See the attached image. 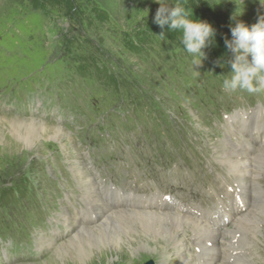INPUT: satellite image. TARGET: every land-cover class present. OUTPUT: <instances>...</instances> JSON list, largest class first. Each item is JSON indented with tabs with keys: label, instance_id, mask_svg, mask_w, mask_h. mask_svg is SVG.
Listing matches in <instances>:
<instances>
[{
	"label": "rangeland",
	"instance_id": "1",
	"mask_svg": "<svg viewBox=\"0 0 264 264\" xmlns=\"http://www.w3.org/2000/svg\"><path fill=\"white\" fill-rule=\"evenodd\" d=\"M162 2L169 7L172 5L170 0ZM214 2L227 13L234 24L243 23L251 28L264 18V0ZM159 7L155 0H0V96H6L0 98V104L13 103L7 96H13L16 102L23 104L29 97L37 99L44 90L52 91L53 88L61 92L63 85L68 83L67 78H72L75 74L82 77L81 81L75 80L76 84L82 83L91 88L98 79H107L112 70L126 74L125 77L128 78L131 76L132 93L130 95L129 91L125 98L121 97L119 94L125 93L126 90L119 82H112L113 87L120 93H111L110 99H106L104 103L100 102V108L95 112L87 101L82 102L84 93L73 88L64 93L61 103L57 97L52 101L46 100L53 105L41 112L34 108L30 110V114H23L0 106V117H17L27 121L35 119L34 121L43 125L61 130L60 135H63L58 137L51 133L40 137L39 143L42 147L37 151L25 152L20 148L17 150L19 146H16L9 121L0 119V183L21 182L30 173L34 182H31L29 188L35 185L41 194L39 202L37 196H31L30 201L35 205L45 199L48 204L53 202L54 199L50 200L48 197V192L51 194V191H55L58 198L60 195L66 196L58 212L53 211L45 215L48 224L42 226L38 224V217L35 212L33 214V207L29 202H25L24 208L17 204L11 208H1L4 213L3 221L0 222V233H19L18 236L22 240L29 242L23 241L22 247L15 254L8 252V247H12L9 240L13 238L0 239V260L2 259L4 264H50L55 248L68 238H73L83 228H96L107 217L122 213H107L105 220H101L96 227L77 226L73 230L63 225L65 205H72L73 211L82 208L86 211V207L92 203L91 197L95 195L88 190L91 177L99 178L100 183L95 186L96 189L111 186L114 181L118 189L130 188L139 200L150 194L163 193L178 199L183 198L187 203H190L189 197L193 196L197 203H202L203 206H213L215 187L219 194H224L226 189L234 185L237 171L229 172V159L244 153L240 148L233 147L232 142L228 140L231 136L230 128L221 117L226 115L225 109L239 111L246 108L251 116L254 109L264 108V98L260 97L264 92L250 94L252 100L248 101L243 97L244 93L248 96L247 92L232 93L221 88L223 83L220 82L213 85L206 77L208 72H217L220 75L218 78L221 79L224 75L227 77L232 69L219 68V63L206 48L202 49L206 57L203 62L206 64L194 68L191 63L193 57L182 55L180 50L184 47L178 45L176 39H150L149 53L142 58L131 54L130 35L144 33L151 19H155ZM143 11L148 12L147 18ZM123 46H126L127 50ZM166 50L175 51L176 67L180 71H170L172 62L169 57L173 56L168 55ZM204 69L208 70L207 73ZM186 76H190L189 79L193 78L195 82L202 77L200 88L214 96L209 107L202 106L198 109L194 100L177 97L168 91L172 88L178 93L179 89L186 91L190 88L191 82L185 79ZM139 88L147 92H143L147 98L142 102L143 107L153 104L152 107L162 110L161 114H171L172 119L174 116L179 117V120L184 118L181 120V126L184 128L183 138L184 141L189 138L192 151L187 150L184 141L163 151L162 140H167L159 137L161 132L151 130L143 140L137 136L134 129H127L121 124L119 115L110 116V112H107L110 118L105 121V113L110 109H118L123 115L128 113L127 109L137 101L139 95L134 92L140 91ZM106 89L110 90V85H106ZM217 89L221 91L215 92ZM252 103H257V106ZM132 113L140 124L144 122L141 112ZM63 114V117H68V129L61 121ZM214 120L217 121L211 125ZM157 122L162 126L167 124L161 118L157 119ZM100 123L103 124L101 131H104L106 138H99L97 126ZM91 128V141L99 143L98 147L101 142H108L102 153H96L92 158L89 157L87 149L80 145L82 141L77 137L79 129L85 132ZM233 140L238 142L235 138ZM239 142L251 154L244 155L247 164L244 166L247 169L250 167L251 172H258V162L251 159L256 157L264 160V149L256 147L255 136H245ZM54 168L65 171L58 180L62 189L54 184L46 185V171L51 172ZM209 178L215 183H207ZM243 195L245 210L240 214L243 222L234 221L224 227L216 247L227 249L228 254L227 257L216 259L213 264H264V172L247 183ZM72 199L74 202L71 204ZM134 204H137V201ZM135 209L136 207H131L125 212H134ZM162 213L164 216L171 215L169 205ZM6 223L13 227L12 230L5 227ZM221 227L223 228L222 223ZM186 228L184 232L174 231L169 237L158 235L157 239L163 250L155 254L141 252L134 255L123 246L125 253L110 254L108 258L100 261L97 259L94 264H108L116 258L119 260L116 264H145L149 260L158 264H185V258L190 261L194 259L196 264H211L210 252H206L203 247L214 248L213 242H207L210 236L201 238L195 231ZM32 233L33 242L26 236H31ZM49 235H54L55 240L52 237L51 245L45 246L48 248L46 250L45 247L39 246V240L41 236ZM20 238L14 239L21 242ZM182 241L184 247L177 245V242ZM35 250L39 252L34 257L31 256V260L30 253ZM59 264L79 263L66 259Z\"/></svg>",
	"mask_w": 264,
	"mask_h": 264
},
{
	"label": "bare ground",
	"instance_id": "2",
	"mask_svg": "<svg viewBox=\"0 0 264 264\" xmlns=\"http://www.w3.org/2000/svg\"><path fill=\"white\" fill-rule=\"evenodd\" d=\"M6 117H0V119L1 120L6 119L7 121H9L10 128L12 130V134L16 142V146L17 144L19 146L16 148L17 150L18 148H20V150H23L25 152L37 151L42 147V145L39 143L40 137H46L48 136V134L51 133L59 137L60 132L62 133V131L57 128L43 125L39 122L34 121L33 119L31 121H27L26 119L25 120H22L21 118L17 119V117L16 118H6ZM171 219H173L174 221ZM178 219H180L179 215L164 216L163 213L150 212V211L149 212L134 211L130 213L123 212L120 214H115L114 216L107 217L106 220L104 219L105 221H103L102 224L97 226L96 228H83L73 238H68L66 242H64L59 247L55 248L56 250L53 253V257L51 258V261L49 262L50 264H59L60 262H62V260L72 259L79 264H94V262L97 259L100 261L102 259L108 258L110 254L117 255L120 253H125L126 249H128L127 251H129V253H132L134 255L141 252H146L148 254L149 253L155 254L158 251L163 250L162 244L157 239L159 238L158 235L165 237L172 236V232L178 229V225L176 223ZM123 246L126 248V249L124 248L125 250L123 249ZM45 248L46 250L48 249L47 247ZM159 255H161V253ZM178 259L180 258L178 257ZM118 261H119L118 258H116L112 262H108V264H116ZM179 262L181 261L179 260Z\"/></svg>",
	"mask_w": 264,
	"mask_h": 264
},
{
	"label": "clouds",
	"instance_id": "3",
	"mask_svg": "<svg viewBox=\"0 0 264 264\" xmlns=\"http://www.w3.org/2000/svg\"><path fill=\"white\" fill-rule=\"evenodd\" d=\"M187 0H177L169 7L162 0H155L159 4L155 23L163 28L168 25L170 31H181V43L185 50L192 55L194 68L202 66L206 58L202 49L208 46L214 36L212 26L206 22H199L189 17L192 10L186 5ZM148 16L147 11H143ZM232 41L225 38L226 47L232 52L233 59L229 61L231 73L223 80V89L235 93L237 91L257 94L264 91V18L251 28L243 23H237L231 28ZM162 33L160 37H163Z\"/></svg>",
	"mask_w": 264,
	"mask_h": 264
},
{
	"label": "trees",
	"instance_id": "4",
	"mask_svg": "<svg viewBox=\"0 0 264 264\" xmlns=\"http://www.w3.org/2000/svg\"><path fill=\"white\" fill-rule=\"evenodd\" d=\"M170 2L172 3V5H174L177 0H170ZM214 3V0H187L185 6L188 9L192 10L193 15L189 17L190 19L199 22H206L210 24L214 30V36L210 38L206 49L211 51L212 54L215 55V57L233 59L234 54L230 52L229 49L226 47L225 38L228 41L230 38L233 39L231 35V28L234 27L236 24L232 22L230 17L228 18L226 12H224L221 8H218V5ZM149 23L150 24L148 25L147 30L151 33H163L169 36L170 38H173V36H175V39L181 41V31H170L168 25H164L163 28H161L155 23V19L151 20ZM6 192L10 193L9 190H5L3 195L0 194L2 203L7 201Z\"/></svg>",
	"mask_w": 264,
	"mask_h": 264
}]
</instances>
